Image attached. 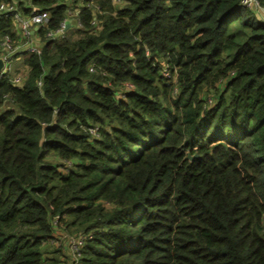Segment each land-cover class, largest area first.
I'll return each instance as SVG.
<instances>
[{
	"label": "trees",
	"instance_id": "1",
	"mask_svg": "<svg viewBox=\"0 0 264 264\" xmlns=\"http://www.w3.org/2000/svg\"><path fill=\"white\" fill-rule=\"evenodd\" d=\"M16 1L50 19L0 76V264H62L80 235L74 264H264L256 8L91 0L48 39L67 4Z\"/></svg>",
	"mask_w": 264,
	"mask_h": 264
},
{
	"label": "built area",
	"instance_id": "2",
	"mask_svg": "<svg viewBox=\"0 0 264 264\" xmlns=\"http://www.w3.org/2000/svg\"><path fill=\"white\" fill-rule=\"evenodd\" d=\"M67 4L66 16L59 23V26L55 29H49L46 31V38H63L65 31V25L67 23L71 26H80L78 12L81 8L89 6L95 10L99 9V5L93 4L91 0H60ZM118 2L120 0H113ZM248 6L253 5L257 0H243ZM20 4V5H19ZM25 8H29V11H25ZM258 13L264 18V5L260 6ZM50 19V13L47 10L36 9L32 6L30 1H24L21 3L16 0H0V24H5V30H0V58L4 64L0 70V76L11 71V64L16 61L19 55L24 53L39 52L44 41H42L39 35L40 27H44L48 24ZM7 27L10 31H7ZM68 27V28H69ZM21 76H15L14 82L19 83ZM92 133H95L96 129H90ZM89 237V236H88ZM86 237L80 235L78 237H67V244L70 248L71 256L68 261H64L62 264H74L79 254L78 249L85 241Z\"/></svg>",
	"mask_w": 264,
	"mask_h": 264
},
{
	"label": "crops",
	"instance_id": "3",
	"mask_svg": "<svg viewBox=\"0 0 264 264\" xmlns=\"http://www.w3.org/2000/svg\"><path fill=\"white\" fill-rule=\"evenodd\" d=\"M24 55L20 56V58L17 56L16 61L11 64V72H13L15 69L20 67L22 65ZM23 76V75H22ZM64 258H69L71 256L70 248L67 246L66 249H63Z\"/></svg>",
	"mask_w": 264,
	"mask_h": 264
},
{
	"label": "rangeland",
	"instance_id": "4",
	"mask_svg": "<svg viewBox=\"0 0 264 264\" xmlns=\"http://www.w3.org/2000/svg\"><path fill=\"white\" fill-rule=\"evenodd\" d=\"M246 5H248V3H246ZM252 7L256 8V11L258 12V10H260V5H258L257 2L253 3V5H251ZM20 56L22 55H19L18 57L20 58ZM16 58V57H14ZM22 71L24 72V69H22ZM11 73V71L9 72ZM50 160H55L54 158H49ZM62 238V237H61ZM61 240L57 241V243H59ZM56 245V244H55Z\"/></svg>",
	"mask_w": 264,
	"mask_h": 264
},
{
	"label": "water",
	"instance_id": "5",
	"mask_svg": "<svg viewBox=\"0 0 264 264\" xmlns=\"http://www.w3.org/2000/svg\"><path fill=\"white\" fill-rule=\"evenodd\" d=\"M69 26H70V24L67 23V24L65 25V28H68ZM3 64H4V62H3V60L0 58V70H1V68L3 67ZM188 157H191V156L188 155Z\"/></svg>",
	"mask_w": 264,
	"mask_h": 264
}]
</instances>
